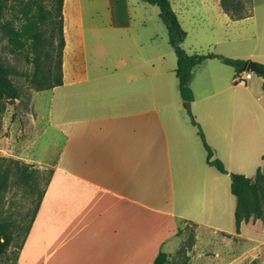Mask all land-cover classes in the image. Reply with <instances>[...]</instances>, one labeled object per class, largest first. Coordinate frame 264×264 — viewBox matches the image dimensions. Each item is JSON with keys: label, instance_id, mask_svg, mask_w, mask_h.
<instances>
[{"label": "crops", "instance_id": "crops-1", "mask_svg": "<svg viewBox=\"0 0 264 264\" xmlns=\"http://www.w3.org/2000/svg\"><path fill=\"white\" fill-rule=\"evenodd\" d=\"M213 1L221 19L247 21L251 30L239 45L226 37V52L218 55L241 57L235 54L239 46L245 60L264 65V0H251L249 16L240 20ZM123 14L126 23L111 28L129 35L114 57L117 68L110 70L79 69L75 55L67 60L63 26L62 84L51 90L49 108L62 141L16 264H152L183 223L222 242L250 239L244 228L264 233L258 220L241 223L236 233L230 178L206 163L179 95L176 59L172 71L155 67L158 52L143 53L138 25L131 24L125 5ZM223 66L229 67L207 59L192 68L189 107L213 157L227 172L253 179L264 166L262 79L254 74L238 85L234 69L229 73ZM195 76L199 83L193 86Z\"/></svg>", "mask_w": 264, "mask_h": 264}, {"label": "rangeland", "instance_id": "rangeland-1", "mask_svg": "<svg viewBox=\"0 0 264 264\" xmlns=\"http://www.w3.org/2000/svg\"><path fill=\"white\" fill-rule=\"evenodd\" d=\"M17 1L7 0L5 19H10L11 14L15 13L12 9L18 7ZM236 1L239 2L237 10L242 14H249L251 0ZM67 2L68 4L62 7L63 26L67 32L69 56L67 60L75 55V63L79 69L86 68L91 71L117 68L114 57L122 49L120 41L125 39L129 32L113 30L111 25L126 23L123 14L125 5L131 24L138 25V32L144 43L143 53L146 55L158 52L160 58L155 67L158 64L166 71L174 70L175 56L168 45L166 29L158 17L156 6L140 0H67ZM170 2L186 33L181 48L187 54L213 52L222 55L226 52V37L232 38L233 43L239 45L242 44L239 41L241 38L251 36L249 22H230L221 19L213 0ZM111 8L114 14L111 13ZM125 49L131 51L129 46ZM235 49H237L235 54L241 57L234 59L245 60V50L239 46ZM210 63L222 67L217 62ZM0 64L9 68L10 80L18 93V98L14 100L0 98V171L5 175L0 196V219L10 223L13 235V241L2 257V263L9 264L17 252L34 202L49 179L51 165L62 137L55 130L54 119L49 114L52 89L35 90L31 83L33 65L25 60L23 53L10 51L2 30ZM206 65L201 66L202 69L207 70ZM224 69L232 72L229 67L225 66ZM252 75L254 77V73ZM195 82H198L197 76L194 78L193 86ZM197 89L196 94L202 92ZM187 113L193 116L192 106ZM260 200L261 209L264 211V194H261ZM257 220L264 226V221ZM257 220L251 219L249 223L253 224ZM181 227V233L172 244H167L162 249L168 254L167 264H217L222 259L225 263L240 259L241 264H264V233H259L257 228L243 229V234L250 239L235 237L222 242L214 234L199 232L193 224L183 223Z\"/></svg>", "mask_w": 264, "mask_h": 264}, {"label": "trees", "instance_id": "trees-1", "mask_svg": "<svg viewBox=\"0 0 264 264\" xmlns=\"http://www.w3.org/2000/svg\"><path fill=\"white\" fill-rule=\"evenodd\" d=\"M140 1L156 6L158 9V17L166 29L168 45L175 55L176 68L174 73L178 80L179 95L183 103L193 101V94L188 85L190 72L193 67L201 62L207 59H218L222 64L233 68L235 76L245 72L247 64L251 62L249 60L231 59L214 53L187 54L181 48L186 33L172 10L169 0ZM6 2L7 0H0V30L5 33L10 51L23 53L25 60L33 65L34 72L31 83L35 86V90L45 91L60 86L62 84V53L64 48L62 15L64 0H18V7L12 9L15 13L11 14L10 19L4 18ZM238 5L239 2L236 0H220L222 10L233 20L243 19L250 14V10L249 14L240 13L237 10ZM254 63L257 67L256 75L262 79L261 88L264 92V65ZM9 76V68L0 64V98L14 100L18 98V93ZM189 116L191 124L197 128V135L206 152V163L214 167L219 173L227 174L230 178V190L236 199L234 212L236 233H239L241 223H248L251 219L264 221V211L260 206V196L264 194V166L257 169L253 179L241 174L227 172L223 163L218 158L213 157V152L207 145L203 132L193 116ZM4 176V173L2 174V171H0V196ZM45 188L40 191L34 202L17 252L9 264H16L19 250L30 231ZM12 241L13 235L10 223L5 219H0V264H4L2 263V257ZM167 262V254L159 252L152 264H167Z\"/></svg>", "mask_w": 264, "mask_h": 264}, {"label": "built area", "instance_id": "built-area-1", "mask_svg": "<svg viewBox=\"0 0 264 264\" xmlns=\"http://www.w3.org/2000/svg\"><path fill=\"white\" fill-rule=\"evenodd\" d=\"M251 75L252 73L250 72H244V73L238 74L234 78V83L238 85H244Z\"/></svg>", "mask_w": 264, "mask_h": 264}, {"label": "water", "instance_id": "water-1", "mask_svg": "<svg viewBox=\"0 0 264 264\" xmlns=\"http://www.w3.org/2000/svg\"><path fill=\"white\" fill-rule=\"evenodd\" d=\"M245 72H250V73H257V67L254 62H249L246 66ZM185 109L189 111V103L185 102L184 103Z\"/></svg>", "mask_w": 264, "mask_h": 264}, {"label": "bare ground", "instance_id": "bare-ground-1", "mask_svg": "<svg viewBox=\"0 0 264 264\" xmlns=\"http://www.w3.org/2000/svg\"><path fill=\"white\" fill-rule=\"evenodd\" d=\"M66 4H68V2H67V0H66ZM70 6V5H69ZM75 6V5H74ZM69 10V9H68ZM66 11V10H65ZM72 12V11H71ZM65 13V12H64ZM69 13V12H68ZM70 14V13H69ZM71 15V14H70ZM64 16H66V15H64ZM72 16V15H71ZM66 19V18H65ZM72 19V18H71ZM70 27V26H69ZM82 210V209H81ZM67 218V217H66ZM57 222V221H56ZM40 232V231H39ZM41 239H43V238H41ZM131 239V238H130ZM39 242V241H38ZM33 243V242H32ZM127 243V242H126ZM129 243V242H128ZM128 245V244H127ZM128 248V247H127ZM64 249V248H63ZM128 251V250H127ZM125 254V253H124ZM46 257V256H45ZM25 263V262H24Z\"/></svg>", "mask_w": 264, "mask_h": 264}]
</instances>
